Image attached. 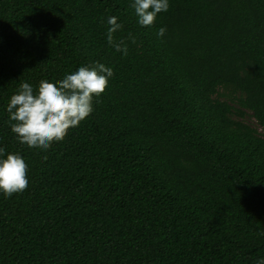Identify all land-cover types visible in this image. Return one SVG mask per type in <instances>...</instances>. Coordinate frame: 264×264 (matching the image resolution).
<instances>
[{
    "label": "trees",
    "instance_id": "obj_1",
    "mask_svg": "<svg viewBox=\"0 0 264 264\" xmlns=\"http://www.w3.org/2000/svg\"><path fill=\"white\" fill-rule=\"evenodd\" d=\"M132 2L0 0V148L29 181L0 193V264L264 259V0H169L148 27ZM97 61L114 75L91 115L47 151L19 143L20 84Z\"/></svg>",
    "mask_w": 264,
    "mask_h": 264
},
{
    "label": "clouds",
    "instance_id": "obj_2",
    "mask_svg": "<svg viewBox=\"0 0 264 264\" xmlns=\"http://www.w3.org/2000/svg\"><path fill=\"white\" fill-rule=\"evenodd\" d=\"M131 7L138 24L148 27L154 24L158 14L168 11L169 0H133ZM107 24V44L127 56L128 41L135 44V36L114 35L123 29L116 16L108 17ZM165 32L166 28H160L158 36ZM113 75L111 67L97 61L65 74L54 83L42 79L35 89L27 82L21 83L7 105L12 133L28 148L47 151L91 115L94 97L104 93ZM27 174L28 165L22 155L5 154V149L0 148V193L10 198L25 191L29 183ZM255 264H264V259Z\"/></svg>",
    "mask_w": 264,
    "mask_h": 264
},
{
    "label": "rangeland",
    "instance_id": "obj_3",
    "mask_svg": "<svg viewBox=\"0 0 264 264\" xmlns=\"http://www.w3.org/2000/svg\"><path fill=\"white\" fill-rule=\"evenodd\" d=\"M244 121H245L246 123H248L249 125H251V126H255V124H254V120H253L250 116L245 117V118H244Z\"/></svg>",
    "mask_w": 264,
    "mask_h": 264
}]
</instances>
